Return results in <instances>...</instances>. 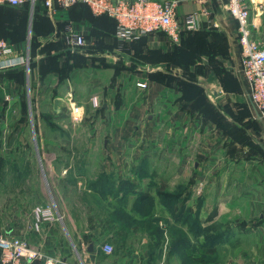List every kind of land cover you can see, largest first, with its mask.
I'll return each mask as SVG.
<instances>
[{
    "label": "crops",
    "instance_id": "1",
    "mask_svg": "<svg viewBox=\"0 0 264 264\" xmlns=\"http://www.w3.org/2000/svg\"><path fill=\"white\" fill-rule=\"evenodd\" d=\"M226 2L182 5L178 22L195 13L199 27L178 41L157 32L130 43L118 40L114 20L82 4L48 15L36 1L17 20L4 19L11 8L0 6V38L20 39L14 29L32 19L31 46L13 44L27 64L0 71V236L67 264H181L162 225L163 242L149 255L146 229L126 227L128 236L116 237L138 196L155 200L169 173L170 236L186 233V249L199 250L210 236L216 248H234V236L260 235L250 248L254 264L264 261V127L239 73L237 23ZM247 3L252 38L264 46V0ZM42 12L47 28L33 20ZM71 33L85 47H72ZM197 34L202 49L190 43ZM72 104L82 107L79 123L68 116ZM26 120L38 129L24 130ZM83 194L104 201V211L76 209ZM37 208L52 219L37 222ZM115 237L118 251L105 254Z\"/></svg>",
    "mask_w": 264,
    "mask_h": 264
},
{
    "label": "built area",
    "instance_id": "2",
    "mask_svg": "<svg viewBox=\"0 0 264 264\" xmlns=\"http://www.w3.org/2000/svg\"><path fill=\"white\" fill-rule=\"evenodd\" d=\"M27 0H0V6L21 8ZM42 3L46 13L51 15L56 6L67 9L76 4L87 6L94 15H105L116 23V37L119 41L130 43L141 37L165 33L172 41H178L182 31H194L199 27L197 14H190L180 24L177 20L178 9L188 2L202 3L204 0H32ZM248 0H227L226 11L237 23V44L239 46V73L248 87V99L253 106L257 120L264 127V46L255 41L250 29V10ZM68 43L75 48L85 47L82 35L71 33ZM25 56L16 55L15 48L6 40L0 39V71L26 65ZM145 87L144 84H138ZM98 107L96 98H91ZM70 119L79 123L83 119L82 107L72 104L68 108ZM37 222L51 220L50 209L37 208L34 211ZM105 254L113 249L106 244L102 247ZM67 264L60 260L43 257L29 247L26 241L16 237L0 236V264Z\"/></svg>",
    "mask_w": 264,
    "mask_h": 264
},
{
    "label": "rangeland",
    "instance_id": "3",
    "mask_svg": "<svg viewBox=\"0 0 264 264\" xmlns=\"http://www.w3.org/2000/svg\"><path fill=\"white\" fill-rule=\"evenodd\" d=\"M31 5H32V0H27L26 3L24 4V6L20 9H15V8H11V9H8L6 10V13L4 14V19H7V20H17V18L15 17V15L18 13V12H32V8H31ZM26 17V16H25ZM33 17V16H32ZM42 17V18H41ZM41 17H38V16H35L33 17V20H39L41 22V20L43 22L46 23V26L45 28L47 27L48 23H49V20H48V17L46 16V13H41ZM31 17H27V18H24V19H21L20 22L21 24L19 26L16 27V30L18 33L15 35L16 37L20 38V39H16L14 38V40L12 39H4L6 41H8L12 46L13 48L14 45L13 44H16V43H19L21 44V47L19 46L18 49H21L22 51H26V48L28 49L29 46H31L32 44V41L31 39H28L26 37V34L28 33V23L30 20ZM4 31V30H3ZM200 31V30H199ZM196 32V31H194ZM0 39H3V38H0ZM237 39V37H236ZM192 43H195L196 47L199 46L200 49L203 48V41L201 39H194L192 41ZM202 51L200 50V53ZM185 57L183 56V59ZM36 108H34L33 110V115H37V109L35 110ZM39 111V109H38ZM39 113V112H38ZM69 112H68V116H69ZM39 123H32L31 121H25L23 122V125L24 127H22L24 130H30L33 126V128L35 127V129L38 127H36V125H38ZM35 125V126H34ZM42 127H43V124H40ZM45 141V139H42V138H38L36 143L35 144H38V145H41L43 142ZM71 145H75L77 144L76 141L70 143ZM162 178H166L168 179L167 180V185H164L163 187H157V197L156 199L154 200L153 198L149 199L145 204H142V209L144 211L140 212V213H136V209H134L133 211V207L131 209V214L133 215L132 216V222H125V223H122V227L123 229L121 228V231H119V235H117L116 237H126L128 236L127 235V232L124 233V230H127L126 227H138L140 229H146L147 225L146 223L143 224L141 223L142 221H145V222H148L149 220L152 221V225L156 224L158 226H164L166 229H167V233H166V239L168 240V242L170 243V241L173 240V237H172V240H171V230L170 228L171 227H174L171 225V222H170V218L173 216L169 209V207L165 206L164 203H163V198H166L163 196H160V192L161 190L160 189H163V192L165 194H168L169 193V173H167L165 176L164 174L161 175ZM89 181V180H88ZM95 205L98 210H103L104 211V206H105V202L104 201H99V202H90L89 200V196L86 195V194H83L80 198V201L76 202L75 203V208L76 209H81L82 207H85V205ZM139 206V207H141ZM145 206V207H144ZM139 209V208H138ZM174 217V216H173ZM173 219V218H172ZM257 218H255L256 220ZM252 220V219H251ZM250 220V221H251ZM174 221V220H173ZM155 222V223H154ZM257 223V221H255ZM106 224V222H104ZM183 223L184 221L182 222L181 219H179V223H178V226H183ZM255 223V224H256ZM252 224V223H251ZM253 224L252 225V228L257 230L259 229V223L257 225ZM151 225V226H152ZM185 228V227H184ZM141 231V230H140ZM147 231V230H145ZM259 230H258V234H259ZM142 236V235H141ZM185 236L186 238H188V235H186L185 233ZM116 237H115V243H111V241H109V245L112 247L113 251H118V247H117V244H119L116 240ZM139 235L136 236V238H138ZM145 237L149 238V244L147 245V249H145L144 251L146 253L151 254L153 253L154 251L155 252H158V239L155 238L154 236L150 235L148 232H146L145 234ZM189 237H193V235L189 234ZM259 236H257V238L255 237V235H250L249 233L246 235V236H243L242 235H239V236H234L231 240H230V244H237L234 246V248H232L231 246L227 247L226 246H220L219 248H216L215 246V241L213 240L212 236L210 237L209 240H203L204 243V249H199V250H189V249H186L187 247H185V249H182V250H177V251H173L172 254L173 257H181V264H249L252 262L253 263V258H255V255H254V250H252L250 248V245L252 244H255L256 241L259 240ZM206 239V238H205ZM200 240H198L199 242ZM252 243V244H251ZM116 244V245H115ZM168 253V251H167ZM256 264H264V261L262 259H258L256 260L255 262Z\"/></svg>",
    "mask_w": 264,
    "mask_h": 264
},
{
    "label": "trees",
    "instance_id": "4",
    "mask_svg": "<svg viewBox=\"0 0 264 264\" xmlns=\"http://www.w3.org/2000/svg\"><path fill=\"white\" fill-rule=\"evenodd\" d=\"M77 5V4H76ZM24 6V5H23ZM11 8V7H10ZM22 8V7H21ZM15 9H17V8H15ZM18 9H20V8H18ZM102 16H105V15H102ZM47 27H48V25H47ZM46 27V28H47ZM190 34L191 33V31H182L181 33H180V35H183V34ZM194 33H196V32H194ZM193 38H195V39H201V36H200V34H197L196 36H194ZM190 40V43L194 40V39H189ZM202 41H203V47H204V44H205V41L203 40V39H201ZM181 193V191H179L178 192V195ZM160 196H163L164 195V197H166V195H167V197L166 198H163L164 200H163V203H164V205L165 206H167V207H169V202H168V200L171 198V196H174L175 194H171V193H168V194H165L163 191H161L160 192ZM163 194V195H162ZM139 197V199L133 204V211H134V209H136V213H140V212H142V211H144L143 209H142V204H145L149 199L147 198V197H145L144 198V196L143 195H139L138 196ZM167 200V201H166ZM142 205V206H141ZM139 206H141V207H139ZM145 207V206H144ZM139 208V209H138ZM121 218V217H120ZM120 220V219H119ZM121 220L123 221V223H125V222H132V216H125V217H122L121 218ZM141 223H143V224H147V225H149V226H147L146 227V230H147V232L150 234V235H152V236H154L155 238H157L158 239V243H157V245H158V247H159V245H161V243L163 242V232H162V230L161 229H159L158 228V225H156V224H154V225H152V221H148V222H145V221H142ZM155 223V222H154ZM152 225V226H151ZM172 237H174V239H177V245H178V249L177 250H182V249H185V247H186V236H185V233H182V232H178V233H173L172 235H171ZM211 237V236H210ZM210 237L208 238V240L210 239ZM213 238V237H212ZM213 240H215L214 238H213ZM169 252H170V250H171V252H173L174 250L172 249V247H174V245H173V242H171V244L169 243ZM186 250V249H185Z\"/></svg>",
    "mask_w": 264,
    "mask_h": 264
},
{
    "label": "water",
    "instance_id": "5",
    "mask_svg": "<svg viewBox=\"0 0 264 264\" xmlns=\"http://www.w3.org/2000/svg\"><path fill=\"white\" fill-rule=\"evenodd\" d=\"M92 249H93V245H90V247L88 248V251L92 252Z\"/></svg>",
    "mask_w": 264,
    "mask_h": 264
}]
</instances>
